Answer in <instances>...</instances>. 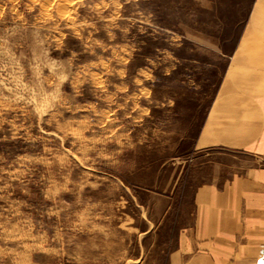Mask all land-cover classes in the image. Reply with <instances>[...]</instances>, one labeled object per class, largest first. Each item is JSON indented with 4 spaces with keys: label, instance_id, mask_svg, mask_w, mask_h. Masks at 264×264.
<instances>
[{
    "label": "rangeland",
    "instance_id": "obj_1",
    "mask_svg": "<svg viewBox=\"0 0 264 264\" xmlns=\"http://www.w3.org/2000/svg\"><path fill=\"white\" fill-rule=\"evenodd\" d=\"M255 1L0 0V264H168Z\"/></svg>",
    "mask_w": 264,
    "mask_h": 264
},
{
    "label": "crops",
    "instance_id": "obj_2",
    "mask_svg": "<svg viewBox=\"0 0 264 264\" xmlns=\"http://www.w3.org/2000/svg\"><path fill=\"white\" fill-rule=\"evenodd\" d=\"M243 38L196 143L256 162L196 189L192 223L168 264H264V0L255 1Z\"/></svg>",
    "mask_w": 264,
    "mask_h": 264
}]
</instances>
